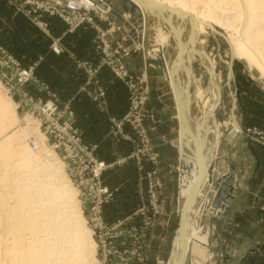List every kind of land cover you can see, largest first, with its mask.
<instances>
[{"label": "rangeland", "instance_id": "rangeland-1", "mask_svg": "<svg viewBox=\"0 0 264 264\" xmlns=\"http://www.w3.org/2000/svg\"><path fill=\"white\" fill-rule=\"evenodd\" d=\"M54 1L0 0V103L7 101L9 108L13 107L16 114L14 117L7 113L4 115L5 119L0 120V123L2 122L0 140L7 137L5 139L7 144L20 148L22 154L26 155L29 151L27 136L30 135L28 138L31 139L34 133L44 134L43 144L52 150L58 162L61 163L63 176L73 188L77 185L79 189L77 192L74 188L76 206L82 209L80 214L92 243L88 256V260H91L87 264H170L169 256L176 235L175 230L168 231L169 239L166 245L162 246L161 243L157 246L158 248L156 246L153 248V253L158 256L157 260H149V254L147 255L145 251V234L155 222L158 223L157 217L164 212L161 181L158 174L159 159L148 134L147 121L151 118L148 108L149 84L151 81L155 82V77L164 76L175 101L173 81H170L168 74L169 65L173 63L175 57L173 38L169 35L171 26L168 27L170 15L165 12L143 14L140 6H137L138 16L132 15L124 8L120 0H105L109 11L104 14L90 11L92 20L89 23L83 21L72 27L68 12L54 4ZM118 1L124 10L119 11L114 7L115 2ZM203 1L205 0L200 2ZM213 1H207L208 4L203 3L207 7H213L214 14L218 13L223 18L215 21V25L211 24L215 30L201 26L200 38L205 40L204 53L214 64V73L219 78L218 104L214 109L213 118L208 119L209 126L218 125L219 136L217 134L216 149L220 148L222 137L230 134L229 130L234 128L230 117V92L235 93L237 106L238 88L241 91L240 97L247 122L241 125L235 108L234 115L241 130L236 128L234 130L236 133L246 135L250 140H257L264 146V142L253 132L264 130V68L261 67V63L264 62V0ZM212 4L215 6L217 4L216 9ZM199 7L202 9V6ZM132 19L133 22H131ZM128 24L131 26L128 27ZM184 28L187 27L184 26ZM182 33L187 34V29H184ZM161 35L162 37L166 35L163 37L165 39H162ZM230 38H234L236 42L240 41V44L243 43L242 45L250 52L254 61L249 64L244 55L233 56V77L228 88L225 81L232 54L228 41ZM54 44L56 47L53 46ZM5 55L12 58L19 71L27 70L28 77L19 78L15 65L5 67ZM69 64L82 68L84 71L83 83H80L82 81L78 79L80 84L71 93L67 91V83L71 85L74 79L69 77L67 79L65 72ZM101 69H107L110 73L109 77L122 88L121 113L116 116L106 113V133L102 143L92 135V132L82 129L77 112L79 107L74 103L78 95L82 93L87 95L88 101L92 102L97 109L107 111V88L103 84L100 85L98 79ZM191 70L195 82L188 87L191 100L187 115L194 117L200 114L199 99L206 94L209 74L197 54L191 62ZM195 90L199 91L198 101L192 99ZM24 94L42 102L51 101L55 107L51 121H47L48 119L43 121L39 129L37 123H28L23 131L18 126L21 110L15 108V103L23 104ZM258 115L260 119L257 118ZM21 123L23 126L24 122L21 121ZM177 130L175 146L179 153L173 169L178 193L181 189L184 169L185 176L190 177L192 161L181 155L178 142L179 128ZM39 148L40 150L35 154L40 164L35 162L36 165L39 164L36 166L35 173L39 170L38 175L48 174L56 182L54 160L45 156L43 147ZM97 163H103L100 170L95 167ZM210 163H213L212 171H217L216 178L230 173L228 168L226 174L219 175L215 154ZM42 165L49 170L41 169ZM119 167L123 171H128L127 168L131 167L132 174L128 175L129 177L122 184H115L117 176L115 177L114 170ZM24 173L20 172V177L25 175ZM28 175L31 176L29 173ZM35 177L32 176V178ZM23 180L19 182L23 183ZM204 180L208 183L206 178ZM261 181L264 183V169ZM35 182L36 180L31 184L24 183L30 189ZM232 184L233 180L228 188L231 191L228 189L227 191L231 193L233 200ZM97 185L107 189L106 197L99 208L96 207L98 196L95 187ZM133 187L136 189H132ZM214 193L213 185L208 183L207 194L211 196V200L208 202L209 199H207V203L208 209L211 208V215H207L208 210L194 208L196 196L194 198L188 220H193L199 229L205 228L206 219L203 215L207 218L220 216L228 212L232 203L231 200L230 204H226L222 199L218 207L214 208L211 205ZM134 194L141 199L132 203L133 209L130 212L124 209L115 212L113 201L116 198ZM12 199L9 200L14 201V198ZM36 200L35 205H39L44 211L48 210L43 208L45 200L37 201L38 203ZM176 206L174 203L175 211L178 209ZM224 206H227L226 211ZM261 210L264 212V204ZM177 213L176 222L171 229H177L178 233L180 210ZM44 218L45 220L36 223L38 227L34 229H21V231L18 229L6 234L4 231L0 232L2 236L4 235L2 242L5 243L4 240L7 239L6 243H8L0 245L1 261L5 264L17 262V257L15 258V255L9 252V246H11L16 249V255L24 249L26 251L28 248L31 249V253L34 252L33 255H36L35 264H85L84 244H71L69 229H55L52 222L49 224L46 217ZM191 243H188L182 264H193L189 250ZM22 247L23 249L20 250ZM256 250L257 248H251L249 255L253 256Z\"/></svg>", "mask_w": 264, "mask_h": 264}, {"label": "crops", "instance_id": "crops-1", "mask_svg": "<svg viewBox=\"0 0 264 264\" xmlns=\"http://www.w3.org/2000/svg\"><path fill=\"white\" fill-rule=\"evenodd\" d=\"M114 7L119 11L124 10L119 1L115 2ZM65 70L67 79L68 77L74 79V83H71V85L67 83V91L71 93L76 90L80 83H83L84 71L82 68L70 64L67 65ZM109 75L107 69H101L98 75L99 84H103L107 88V111L97 109L92 102L88 101L86 94L80 93L76 98L77 100L74 101L79 107L78 110H80L79 112L76 109L82 129L92 132V135L100 143L105 138L106 113L116 116L120 115L122 110V88ZM78 79L82 82L78 83ZM149 86L148 108L151 118L147 121L148 134L153 142V148L158 154V174L161 181V198L164 202V212L157 217L159 218L158 223L155 222L153 227L145 234V251L147 255L149 254V260L154 261L158 259V256L153 253V248L161 243L162 246L166 245L169 239L168 231L175 230L176 235L174 238L177 236V229L171 228L176 222L177 212L180 210L185 196L181 193V189L177 193L173 169L179 153L178 148L175 146L178 134L177 128H179L175 101L163 75L155 77V82L151 81ZM240 93L241 91L238 88L236 112L241 125H245L247 116L243 111V101ZM72 96L74 98V95ZM257 118L260 119L259 115ZM179 138L180 136L178 142ZM180 150L181 155L184 156L183 150L181 148ZM214 154L217 156L216 169L219 175L226 174L230 167L234 169L232 174L234 176L232 184L233 200L227 213L215 218L210 216L207 218L203 215V218L206 219L205 228H207L199 229V232L204 239L189 240V242H192L189 250L193 264H264V212L261 210V206L264 204V183L261 181L262 170L264 169V146L257 140L248 139L242 133L225 134L222 137L220 148L218 147L213 152L210 161L213 159ZM184 157L192 161L191 157ZM210 161L205 165H208ZM127 169L128 171H123L119 167L114 170L115 177L117 176L115 184H122L124 180L131 176L132 168L128 167ZM134 187L132 189L135 190ZM207 189L208 183L204 180L193 205L194 208L200 207L203 210H208L207 215H211V208L208 209L207 203V199L210 202L211 196L207 194ZM140 199L135 194L132 196H119L113 201L115 212L123 209L130 212L133 209L134 201H140ZM174 203L177 205V211H175ZM188 215L189 211L187 220ZM193 223V220L188 222V224L196 226ZM186 231L187 229H185V233ZM174 242L175 239L173 240L172 249ZM251 248H257L256 252L252 254L253 256L249 255Z\"/></svg>", "mask_w": 264, "mask_h": 264}, {"label": "bare ground", "instance_id": "bare-ground-1", "mask_svg": "<svg viewBox=\"0 0 264 264\" xmlns=\"http://www.w3.org/2000/svg\"><path fill=\"white\" fill-rule=\"evenodd\" d=\"M133 1H135L138 4V6H140V9L143 14L146 12H165L169 14L171 18L170 24L168 23V27L171 26L169 30V35L172 36L173 38L172 45L175 51L174 53L176 54V60H174L173 63L169 65L170 67L168 69V74L169 76L170 75L172 76L173 79L172 87H175L178 90L181 100L180 119L182 121V125L179 127L180 148L183 150L184 156H188L192 158L190 177L185 176L186 170L184 169L185 173L183 174L182 177V181H181L182 183L180 182L181 193L185 196L187 192H189L194 186L198 175L197 161H196L197 155L194 149L193 142L190 139L187 131L189 130L195 135L196 140L199 143V147L201 149L205 164L210 161L213 152H215L217 148V139L219 136L217 132L218 125L215 124L214 126L212 125L209 126L208 119L213 118L212 116L214 114V109L218 104L217 93L219 90L218 88L219 78L214 73V64L211 61H209V59L206 57L204 53L203 42L205 40L203 41V39L200 37L202 31L201 26L203 25L205 27H207L208 25L213 26L211 24L215 25L216 23L215 21H220L223 17L220 16L218 13L215 15L212 10L213 7L210 8L205 5L206 2L207 1L210 2V0L207 1L205 0L206 2L203 1L205 2V4L203 2H200L202 0L199 1L198 0H153V1H157L160 4L166 5L167 8H159V7L151 6L145 0H133ZM251 4L252 2L250 3V5ZM198 5L202 6V9H200ZM216 7L217 4L215 6V9ZM259 14H261V12ZM184 26L187 28H184ZM184 29H187V34H183L184 32L182 33ZM165 36L163 35V37ZM160 37H162V35ZM163 37L162 39H165ZM228 41L230 43L231 53L234 57H237V55H244L249 64L254 61L250 52L242 45L243 43L240 44V41L236 42L234 38L232 39L230 38V40ZM195 54H197L200 57L204 69L209 74V80L207 82L206 94L204 95V97L199 99L200 114L198 116L190 117L187 115L188 114L187 110L188 108H190L189 101L191 100L188 95V87L194 85L195 82L193 76L194 74L191 70V62ZM260 55L262 56V54ZM261 65H262L261 67L264 68V62H262ZM198 98H199V91L195 90L192 99L193 100L197 99L198 101ZM15 108H16V103H15ZM7 113L10 114L11 116L14 117L16 116L14 108L13 107L9 108L7 101L1 102L0 120L5 119L4 115H6ZM0 125H2V122L0 123ZM18 126L22 128L23 131L26 129V127L22 126L21 120H19ZM234 128L238 130V126L234 125ZM6 138L7 137L0 140V232L4 231L6 234L9 231H14V230L18 231V229H20V231L21 229L23 230L34 229L38 227L36 223L38 221L39 222L43 221V219L45 220L44 217H46V220H48L47 223L52 222V224L55 226V229L70 230L71 244H78V243L84 244L85 264H87V262L91 260V259L88 260V256L92 243L86 232L87 227L84 225L83 218L80 214L82 213V209L76 206V199L74 196L75 195L74 192L75 190L77 191V189L74 187L75 188L74 190V188L69 184L68 180L63 176L64 174L61 172L62 170L61 163L58 162L52 150L49 149V147H45L42 139L43 136L40 135L39 139L37 140L38 150H40L39 147L41 148L43 147L44 148L43 153L45 154V156L47 158H52L54 160L53 168L55 169L54 173L56 172L57 181L54 182L51 176L48 174L38 175L39 170H37V172L35 173L37 169L36 166L40 164L39 162H37L38 157L35 154V152H38V150L32 151L28 144L29 151L27 152L26 155H23L20 148H14L9 144H7L6 142L7 140H5ZM35 162L39 164L36 165ZM43 163H45V161ZM209 164L205 165V167H208ZM45 167L46 166L43 165L40 166L41 169L42 168L47 169V167L46 168ZM20 172L21 173L25 172L24 173L25 175H22L20 177ZM28 173L31 175L30 177ZM27 175L29 178L27 177ZM32 176H36V177L32 178ZM26 177L27 179H25ZM23 179H25V181ZM20 180H23L27 184L28 183L31 184L35 180L36 182L34 186H31V188L29 189L27 187L28 185H26L24 182H23L24 184L20 183L19 182ZM12 198H14V201L9 200ZM35 200L36 202L37 201L41 202L45 200L46 203L44 204V207L43 205L42 207L45 210L48 209L46 210L47 212L41 209L39 205L38 206L35 205L34 203ZM37 208H39V210H37ZM48 212L50 213L48 214ZM188 222L189 220H187V224H186L187 231L185 233L186 250L190 239H197V240H200L202 238L204 239V237H202V235L199 232V228L197 226L188 224ZM3 236L0 233V245L1 244L7 245L8 244L6 243L7 239L4 240L5 243L2 242L3 241L2 239H4ZM15 237L18 238L19 235ZM21 249H23V247L20 248V250ZM179 249H180V241H179V236L177 234L174 242V248L171 251V255L169 259L170 264L178 263ZM7 250L8 249H6V251ZM9 252H12L15 256L11 253L10 254L13 255L15 258L17 257L16 260L17 259L18 260L15 264H35L36 255H33L34 252L31 253V249L29 248L27 251L24 249L19 253L17 252L19 255L18 254L16 255V249L14 247L9 246ZM0 264H5V262L1 261L0 259Z\"/></svg>", "mask_w": 264, "mask_h": 264}, {"label": "water", "instance_id": "water-1", "mask_svg": "<svg viewBox=\"0 0 264 264\" xmlns=\"http://www.w3.org/2000/svg\"><path fill=\"white\" fill-rule=\"evenodd\" d=\"M120 1L127 11H129L132 15L138 16V7H137L138 4L135 1H133V0H120ZM145 1H147V3L149 5L154 6V7L167 8L166 5L160 4L157 1H153V0H145ZM131 22H133V19L131 20ZM130 26H131V24H128V27H130ZM207 27L211 30H215L213 28V26L208 25ZM232 59H233V55L231 54L230 63L228 64V67H227L226 81H225V85L228 88L230 87V80L233 77ZM174 60H176V54H175ZM170 79H171V81H173L171 75H170ZM173 93L175 96L177 116H178L179 127H180L182 125V121L180 119V115H181L180 94L175 87H173ZM230 94H231L230 117L232 119L233 125L238 126V129L241 130V128L238 124V120H236L235 115H234V110L236 108V97L234 96L235 93L230 92ZM187 132H188L190 139L193 142L194 149H195V152L197 155L196 161H197L198 175H197L194 186L185 195L184 201H183L181 209H180V217H179L178 233H177L179 236V241H180V249H179L178 263H175V264H182V262H183L184 254L186 251V249H185V238H186L185 237V229H186V224H187V214H188V211L190 210V208L192 206L194 198H195L198 190L200 189L201 184L203 183L204 179L206 178L208 183L212 184L214 189H215V193H214V196H213V199L211 202V205L214 208L218 207V204L222 199L224 200V202L226 204H228V203L230 204L231 200H232V195L230 192H228L230 190L228 188H229V184L233 180V177H232L233 167L229 168V172H230L229 174L223 175L219 178H216L217 177V171L216 170L212 171L213 163H210L208 167H205V161L203 160V155H202L201 149L199 147V143L197 142L195 135L189 130ZM229 133L231 135H233L235 133V130L233 127L229 130ZM227 189H228V191H227ZM223 208H224V211L227 210V206H224Z\"/></svg>", "mask_w": 264, "mask_h": 264}, {"label": "built area", "instance_id": "built-area-1", "mask_svg": "<svg viewBox=\"0 0 264 264\" xmlns=\"http://www.w3.org/2000/svg\"><path fill=\"white\" fill-rule=\"evenodd\" d=\"M54 4L61 7L64 11H67L68 18L70 19V25L72 27L77 26L81 22L89 23L92 20L90 15V11H96L98 13L104 14L106 11H109V6L106 4L105 0H55ZM76 15V16H75ZM56 47V44L53 45ZM5 67L15 65L17 74H19V78H26L29 75V72L25 69L18 70V66L12 60V58L8 55H5ZM24 102L20 104L16 103V107L21 110V121L24 122V127L31 122L37 123L38 129L39 126L42 125L43 121H51L52 114L54 113V106L51 101L47 100L46 102H42V100L33 99L28 94H24ZM48 127V125H47ZM37 131V129H36ZM257 137L264 142V130L253 131ZM34 136L31 139L27 140L29 143V147L32 151L38 150V142L39 136L42 135L44 138V134L34 133ZM97 170H100L103 167V163L95 164ZM77 191H79L77 185H75ZM96 195L98 196L96 201V207L99 208L102 201L106 197V188H100L99 185L95 187ZM79 196V195H78ZM80 201V198H79Z\"/></svg>", "mask_w": 264, "mask_h": 264}]
</instances>
